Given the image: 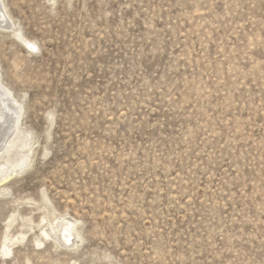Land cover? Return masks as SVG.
<instances>
[{
    "label": "rangeland",
    "instance_id": "obj_1",
    "mask_svg": "<svg viewBox=\"0 0 264 264\" xmlns=\"http://www.w3.org/2000/svg\"><path fill=\"white\" fill-rule=\"evenodd\" d=\"M0 6L36 141L0 184V264H264V0Z\"/></svg>",
    "mask_w": 264,
    "mask_h": 264
},
{
    "label": "bare ground",
    "instance_id": "obj_2",
    "mask_svg": "<svg viewBox=\"0 0 264 264\" xmlns=\"http://www.w3.org/2000/svg\"><path fill=\"white\" fill-rule=\"evenodd\" d=\"M11 23V17L7 14L5 8L0 6V25L10 26ZM13 27L15 36L22 45L31 50H36L34 43L25 39L19 28H15V24H13ZM11 95V92L2 87L0 82V184L4 183L9 177L17 175L16 170H13L14 167L23 164V158L32 151L31 147L36 144L31 132L21 130L20 113L23 111L22 104L16 99L11 102ZM50 228L53 235L67 245H74L80 237L76 230V221L68 217L61 218L56 225L50 224ZM46 232L48 234L49 231ZM4 251L6 253L10 252L9 249H4Z\"/></svg>",
    "mask_w": 264,
    "mask_h": 264
}]
</instances>
